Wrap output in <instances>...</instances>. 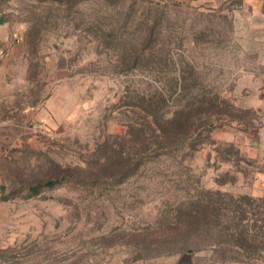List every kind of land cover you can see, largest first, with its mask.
I'll return each instance as SVG.
<instances>
[{
  "label": "rangeland",
  "instance_id": "374dc122",
  "mask_svg": "<svg viewBox=\"0 0 264 264\" xmlns=\"http://www.w3.org/2000/svg\"><path fill=\"white\" fill-rule=\"evenodd\" d=\"M252 3L0 0V38L10 42L0 70V264H215L207 249L176 255L157 233L201 189L237 199L241 225L258 219L264 231V100L252 81L264 72V23ZM100 29L135 51L155 34L160 61L123 60ZM180 62L199 77L193 94L228 106L199 151L139 161L122 175L106 153L124 135L130 98L159 91ZM59 179L28 197L26 188ZM236 257L264 264V250Z\"/></svg>",
  "mask_w": 264,
  "mask_h": 264
},
{
  "label": "trees",
  "instance_id": "16d2710c",
  "mask_svg": "<svg viewBox=\"0 0 264 264\" xmlns=\"http://www.w3.org/2000/svg\"><path fill=\"white\" fill-rule=\"evenodd\" d=\"M100 31L104 44L115 45L122 51L123 60L133 54L137 61L146 59L152 64L160 61V54L154 52L153 43L158 41L155 34L142 37L145 47L135 51L133 47L127 48L126 40L116 38L112 30ZM168 63L172 66L176 64L173 61ZM180 63L177 74L174 72V76L167 80L159 78V91L136 100L130 98L127 106L130 107L131 117L125 121L124 135L112 143L106 153L109 159L117 157V168L124 167L122 175H132L139 167V161L157 159L173 151L181 152L182 156L199 151L207 144L211 129L220 120L214 115L219 114L223 106H228L217 96L206 98L203 90L193 94V87L197 84L190 83V79L197 80L199 77L193 67ZM169 100L171 109L166 110L164 108ZM244 112L253 113L250 110ZM113 176L110 175V178ZM64 180H47L30 186L26 188L27 195L38 196L44 190L59 187ZM111 180L107 179L109 184ZM84 184L94 186L93 182ZM196 193V196L178 201L172 219L162 217L163 228L157 232L162 244L172 245L176 255L194 254L207 249L212 255L210 260L215 264L238 263L236 256L254 257L264 250L263 225H257L258 219L251 225H241L247 211L241 209L237 199L230 196L223 200L225 194L218 191L201 189ZM226 206L230 214L227 217L223 214Z\"/></svg>",
  "mask_w": 264,
  "mask_h": 264
},
{
  "label": "crops",
  "instance_id": "0c3cea01",
  "mask_svg": "<svg viewBox=\"0 0 264 264\" xmlns=\"http://www.w3.org/2000/svg\"><path fill=\"white\" fill-rule=\"evenodd\" d=\"M252 7H253V12L259 15L258 18L261 19V21L264 23V0H252ZM262 30L259 31V36H263L264 37V26H262L261 28ZM8 52L6 53V57H7ZM261 56H262V61H264V51L261 52ZM7 59L4 58L2 60H0V70L4 69L5 66V61ZM263 65V64H262ZM261 73H259L258 75H256V73H252V81H253V87H255V85L258 86V102H263L264 97L261 96V89H264V72L260 71ZM263 73V74H262ZM256 79H258L260 81V84L256 83ZM68 113H70V110L68 111Z\"/></svg>",
  "mask_w": 264,
  "mask_h": 264
},
{
  "label": "built area",
  "instance_id": "2783aa9c",
  "mask_svg": "<svg viewBox=\"0 0 264 264\" xmlns=\"http://www.w3.org/2000/svg\"><path fill=\"white\" fill-rule=\"evenodd\" d=\"M13 39L17 38L16 35L12 36ZM9 40L8 38H0V60L4 59V57L6 56L7 53V47L9 44Z\"/></svg>",
  "mask_w": 264,
  "mask_h": 264
}]
</instances>
